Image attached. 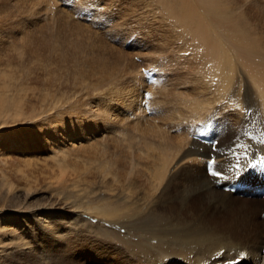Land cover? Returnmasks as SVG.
I'll return each mask as SVG.
<instances>
[{
	"label": "rangeland",
	"instance_id": "374dc122",
	"mask_svg": "<svg viewBox=\"0 0 264 264\" xmlns=\"http://www.w3.org/2000/svg\"><path fill=\"white\" fill-rule=\"evenodd\" d=\"M178 4L0 0V264H134L129 251L179 223L264 251V83L247 70H264V0H224L231 35L204 41ZM55 200L77 210L61 259L31 229Z\"/></svg>",
	"mask_w": 264,
	"mask_h": 264
},
{
	"label": "bare ground",
	"instance_id": "6f19581e",
	"mask_svg": "<svg viewBox=\"0 0 264 264\" xmlns=\"http://www.w3.org/2000/svg\"><path fill=\"white\" fill-rule=\"evenodd\" d=\"M167 1V0H166ZM178 2V1H177ZM176 2V3H177ZM193 2V1H192ZM194 4H189L186 0H179V4L182 10V13L180 14L181 20H183V26L181 28L184 29V32L186 29H189L194 31V35L198 34L201 36V34H205L206 39L212 40V35L217 37V34H224V35H231L228 34L230 32L228 30V25H230V18L227 16V11L224 6H222V3H224V0H194ZM178 8V7H177ZM179 10V9H178ZM180 13V12H179ZM241 18H244V15L241 16ZM182 25V24H181ZM233 26V25H232ZM233 28V27H232ZM183 31V30H182ZM235 31V30H234ZM187 32V31H186ZM189 35V34H188ZM197 35V36H198ZM202 37V36H201ZM223 37V35H222ZM233 37V36H232ZM203 38V37H202ZM200 38H198L199 40ZM226 39V38H225ZM217 40V38H216ZM220 40V38H219ZM229 40V39H228ZM239 40V39H238ZM196 41V40H194ZM201 41V40H199ZM198 41V43H199ZM202 41V42H203ZM214 41V40H213ZM225 41V40H224ZM195 43V42H194ZM197 43V42H196ZM212 41H209L208 43H202L203 47H207L211 45ZM200 44V43H199ZM230 44V43H229ZM236 44V43H235ZM242 44V43H241ZM198 46V45H197ZM217 46V44H216ZM244 47V45H242ZM194 47V46H192ZM199 47V46H198ZM202 47V50H203ZM218 47V46H217ZM223 47V46H222ZM230 47V46H229ZM238 47V46H237ZM248 47V46H247ZM196 48V47H195ZM234 48V47H232ZM194 50V49H193ZM197 50V49H195ZM200 50V51H202ZM240 50V49H238ZM219 51V50H217ZM235 51V50H234ZM226 52V51H225ZM206 53V51H205ZM209 53V52H208ZM212 53V52H210ZM233 53V52H232ZM231 53V54H232ZM238 53V52H237ZM200 54V53H199ZM203 54V53H202ZM220 54V52H219ZM221 54H224L221 52ZM220 54V55H221ZM229 54V53H228ZM227 54V55H228ZM206 55V54H205ZM208 55V54H207ZM216 55V54H215ZM226 57L228 58V56ZM240 55V52H239ZM202 56V55H200ZM204 56V55H203ZM217 56V55H216ZM238 56V54L236 55ZM208 57V56H207ZM211 56L210 58H212ZM239 57V56H238ZM242 57V56H241ZM199 58V57H198ZM209 58V57H208ZM216 58V57H215ZM243 58V57H242ZM261 58V57H260ZM210 59V60H211ZM231 59V57H230ZM241 59V58H240ZM203 60V58H202ZM217 60V59H216ZM226 60V59H225ZM223 60V62L225 61ZM232 60V59H231ZM213 61V60H211ZM210 61V62H211ZM245 61V60H244ZM209 62V61H208ZM220 60L218 59V63ZM229 62V60H228ZM231 62V61H230ZM237 62V61H236ZM215 63V62H213ZM235 63V62H234ZM212 64V63H211ZM220 64V63H219ZM217 64V65H219ZM241 64V63H240ZM243 64V63H242ZM216 65V63L214 64ZM225 65V64H224ZM245 65V64H244ZM264 65V64H263ZM206 67V64L204 65ZM227 66V65H226ZM209 67V66H208ZM218 67V66H217ZM220 67V66H219ZM222 67V63H221ZM219 68L222 70V68ZM224 67V66H223ZM232 67V64H231ZM250 67V66H248ZM264 67V66H263ZM225 68V67H224ZM229 69V67H228ZM237 69V68H236ZM227 69H225L226 72ZM238 70V69H237ZM246 70V69H245ZM249 73L251 74L252 78H255L256 80L260 79L261 83H264V70L259 69L256 70V72H252L254 68H248ZM208 71V69H207ZM228 71V70H227ZM224 72V73H225ZM241 72V71H240ZM248 72V71H247ZM213 73V72H212ZM218 73V72H217ZM223 73V74H224ZM242 73V72H241ZM247 73V74H249ZM249 76V75H248ZM217 77V75H216ZM223 77V76H222ZM210 78V77H209ZM258 78V79H257ZM213 80V79H212ZM211 80V81H212ZM246 80V79H245ZM200 81V80H199ZM222 82V81H221ZM124 83V82H123ZM254 84V83H253ZM245 85V84H244ZM257 84H254V86ZM182 86V85H181ZM258 93L261 98V100L264 101V88L262 86L257 85ZM256 88V87H255ZM125 89V88H124ZM208 89V88H207ZM178 90V89H177ZM179 91V90H178ZM163 95V94H162ZM179 97V96H178ZM42 100H44L42 98ZM139 103V102H138ZM48 104V103H47ZM54 104L58 105V102L56 101ZM49 105V104H48ZM48 105L46 108H48ZM204 105V104H203ZM57 107V106H56ZM55 106H52L49 108V111H52ZM203 107V106H202ZM201 108V107H200ZM204 109V108H203ZM37 107L35 108H29L28 112L29 114H34L37 111ZM55 110V109H54ZM201 110V109H200ZM139 113V112H138ZM199 113V112H198ZM22 114V112H21ZM38 117L40 118V114H38ZM38 117H34L37 118ZM68 118V116H67ZM110 119V118H109ZM119 119V118H118ZM121 120V119H120ZM25 121V119L23 120ZM22 121V122H23ZM39 121V120H38ZM36 121V123H38ZM26 122V121H25ZM54 122V121H53ZM53 124V123H52ZM48 130V129H47ZM183 148V147H182ZM195 148V147H194ZM221 149V148H220ZM167 152V151H166ZM66 153V152H65ZM68 153V152H67ZM173 153V152H172ZM220 153V152H219ZM146 154V153H145ZM160 154V153H159ZM178 154L181 155V157H184L187 155V151H183L181 149ZM189 154V153H188ZM67 155V154H66ZM171 155V154H170ZM174 155V154H173ZM74 156V155H73ZM178 156V155H177ZM161 157V156H160ZM163 157V156H162ZM166 157V155H165ZM193 157V156H191ZM195 157V156H194ZM193 157V158H194ZM212 155L208 156V158H211ZM228 156H221L218 155L213 159L215 161H224L227 160ZM71 158V157H70ZM164 158V157H163ZM172 158V157H171ZM192 158V160H193ZM214 158V157H213ZM233 158V157H232ZM184 159V158H183ZM204 159V158H203ZM173 160V158H172ZM186 160V159H185ZM184 160V161H185ZM188 160V159H187ZM191 160V159H190ZM188 160V161H190ZM195 160V158H194ZM202 161V160H201ZM173 162V161H172ZM194 162V161H193ZM169 164V163H168ZM193 164V163H192ZM105 165V164H104ZM165 165V164H164ZM163 165V166H164ZM185 165V164H184ZM228 165V164H227ZM180 166V165H179ZM226 166V165H225ZM230 166V165H229ZM228 166V168H229ZM106 168V166H104ZM165 167V166H164ZM104 168V169H105ZM172 168V167H171ZM194 168V167H193ZM220 168V167H219ZM223 168V167H222ZM159 169V168H158ZM177 169V168H176ZM224 170V169H223ZM160 171V170H159ZM191 171V170H188ZM219 171V170H218ZM162 172V171H161ZM164 172V171H163ZM172 173V172H171ZM183 173V172H182ZM193 173V172H192ZM189 174V173H188ZM158 175V173H157ZM163 175V174H162ZM190 175V174H189ZM166 176V175H165ZM191 176V175H190ZM193 177V176H192ZM159 178V176H158ZM169 178V177H168ZM183 178V177H182ZM161 180V179H160ZM163 180H161V183ZM166 182V181H165ZM171 183V182H170ZM218 183V182H217ZM205 186V185H204ZM208 186V185H207ZM150 188V187H149ZM200 189V188H199ZM202 189V188H201ZM162 191V190H161ZM165 191V190H164ZM207 191V190H206ZM166 192H160L157 193V195L153 196L156 198V202L161 200H170L171 196ZM209 193V192H208ZM183 194V193H182ZM189 195V194H188ZM211 195V194H210ZM157 196V197H156ZM198 196V195H197ZM185 197V196H184ZM191 197V196H190ZM190 199V198H189ZM187 200V199H186ZM184 201V200H183ZM180 202V201H179ZM192 203V202H191ZM155 204V203H154ZM166 204V203H165ZM180 204V203H179ZM188 204V203H187ZM169 205V204H168ZM156 206V204H155ZM154 206V207H155ZM166 206V205H165ZM180 206V205H179ZM191 206V205H190ZM157 207V206H156ZM161 207V205H160ZM168 207V206H166ZM164 208V207H161ZM192 208V207H191ZM76 209V208H74ZM72 208V205H69L65 202H60L59 200H55L52 203L46 205L42 208H37L32 211V218L35 219L34 228L31 227L33 232H36L37 236L41 241L48 242V244H53V250H52V257H55L56 259H61L62 256H65V250L63 247L64 244H66L65 235L67 234L68 227L67 222H65L66 215L71 216L73 219V216L76 214V211ZM154 209V208H153ZM157 209V208H156ZM172 209V206L168 207L167 210ZM180 209V208H179ZM194 209V208H193ZM149 210V209H148ZM159 211V210H158ZM184 211V209H183ZM160 212V211H159ZM167 212V211H166ZM78 213V212H77ZM80 213V212H79ZM128 213V212H127ZM131 213V212H130ZM129 213V214H130ZM144 213V211L140 210L138 213L134 214L135 216H140ZM57 220L52 223L49 221V217L51 215H58ZM198 214V213H197ZM119 216V214H117ZM122 215V213H121ZM120 215V216H121ZM128 215V214H126ZM210 215V214H208ZM133 216V215H132ZM168 216V215H167ZM179 216V215H178ZM173 217V216H172ZM195 217V216H194ZM118 218V217H117ZM123 218V217H122ZM128 218V217H127ZM131 218V217H130ZM170 218V217H169ZM175 218V216L173 217ZM199 218V217H198ZM83 219V217H82ZM172 218H170L171 220ZM191 219V218H190ZM196 219V217H195ZM175 220V219H174ZM173 220V221H174ZM179 220V219H178ZM193 220V219H192ZM217 220V219H216ZM156 221V220H155ZM176 221V220H175ZM205 221V220H204ZM169 222V221H168ZM188 222H190L188 220ZM257 222V221H256ZM151 223V222H150ZM149 223V224H150ZM153 223V222H152ZM155 223V222H154ZM160 223V221H159ZM166 223V222H165ZM164 223V224H165ZM175 223V222H174ZM185 223V222H184ZM69 224V223H68ZM155 223L154 225H156ZM194 224V223H192ZM159 225V224H158ZM226 225V224H225ZM251 225V224H250ZM154 226V227H155ZM161 226V225H160ZM224 226V225H223ZM222 226V227H223ZM170 227V224H169ZM253 227V226H252ZM257 227V226H256ZM161 228V227H160ZM159 228V229H160ZM224 228V227H223ZM246 228V227H245ZM158 229V228H157ZM231 229V228H230ZM4 230L10 234V230L7 228H4ZM30 230V227L28 228ZM254 230V229H253ZM219 231V230H218ZM231 231V230H230ZM133 232V231H132ZM222 232V231H221ZM220 232V233H221ZM135 233V232H134ZM218 233V232H217ZM226 233V232H225ZM230 233V232H229ZM69 234V233H68ZM154 237L152 242L153 245L151 247H140L139 249L134 247L132 251L130 252V259L131 262L133 261L134 264H264V251H260L259 253H254L251 251L253 248L249 246L247 242H243L240 240L231 239L229 237H223L219 234L216 235L215 232L212 231L210 227H198V228H190L187 225H184L183 223L178 224V228L176 226V229H171L170 231L167 230H159L158 232L153 233ZM35 235V234H34ZM225 235V234H224ZM264 235V234H263ZM36 236V235H35ZM34 236V237H35ZM68 236V235H67ZM72 236V234H71ZM144 237V236H143ZM26 239V238H25ZM13 240L19 244V247L27 245L24 244L23 241L26 240ZM35 239V238H34ZM33 239V240H34ZM37 239V238H36ZM68 239V238H67ZM65 241V242H64ZM10 242V241H9ZM32 242V241H31ZM2 243V242H1ZM0 243V244H1ZM26 243V242H25ZM147 243V242H146ZM29 244V243H28ZM149 244V243H148ZM252 244V243H251ZM40 246L41 244L38 243ZM151 245V244H150ZM253 245V244H252ZM18 247V248H19ZM154 247V249H153ZM246 247L250 250H246ZM39 248H43V245ZM20 249V248H19ZM26 249V248H25ZM123 249V248H122ZM263 249V248H261ZM18 250V249H17ZM30 252V248L28 249ZM95 251V250H94ZM27 252V251H26ZM258 252V251H257ZM12 253V252H11ZM45 253V252H44ZM114 253V252H113ZM243 253L244 255L241 256L240 254ZM22 254V252H21ZM20 254V255H21ZM26 253L24 252V255ZM116 254V253H115ZM12 255V254H11ZM36 255V254H35ZM45 255V254H44ZM41 256V254H40ZM43 256V255H42ZM36 257V256H35ZM47 257V256H46ZM127 257V255H126ZM51 258V257H50ZM43 259V258H42ZM121 258L116 256L115 264H123L124 261L121 263ZM126 259V258H125ZM55 263L57 262L54 259ZM75 261V260H74ZM78 261V260H77ZM72 263V262H71ZM126 264V263H125Z\"/></svg>",
	"mask_w": 264,
	"mask_h": 264
},
{
	"label": "snow or ice",
	"instance_id": "6c2138e0",
	"mask_svg": "<svg viewBox=\"0 0 264 264\" xmlns=\"http://www.w3.org/2000/svg\"><path fill=\"white\" fill-rule=\"evenodd\" d=\"M210 174L213 175V176H218L219 175V173H217V172H212ZM240 255L243 256L244 254L241 253ZM233 264H235V262H233Z\"/></svg>",
	"mask_w": 264,
	"mask_h": 264
}]
</instances>
